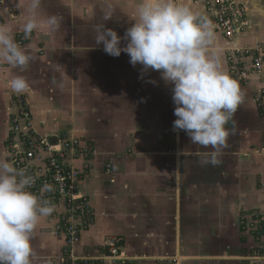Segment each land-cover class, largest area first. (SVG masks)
I'll return each instance as SVG.
<instances>
[{
	"label": "crops",
	"instance_id": "1",
	"mask_svg": "<svg viewBox=\"0 0 264 264\" xmlns=\"http://www.w3.org/2000/svg\"><path fill=\"white\" fill-rule=\"evenodd\" d=\"M235 1L248 8L250 20L236 44L251 54L228 55L223 35L214 29L221 68L244 93L214 166L201 163L210 147L168 130L172 93L160 73L140 78L141 66L133 67L127 54L112 57L95 43L100 25L124 35L134 23L136 0H112L110 21L103 18L105 0H41V16L55 15L60 27L55 32L42 28L27 39L22 26L28 0H0L6 4L0 7V26L32 56L24 69L0 64V161L9 162L17 96L26 98L42 133L67 132L95 150L81 184L95 221L75 245V257L88 258V264H264L254 258L255 241L241 225L243 215L264 216V96L259 97L264 78H237L252 69L253 50L264 46V0ZM177 2L209 18L205 0ZM16 76L27 80L26 93L10 89ZM107 148L115 154L107 155ZM110 238L122 240L129 261L101 260ZM65 244L42 217L32 235L31 264H67Z\"/></svg>",
	"mask_w": 264,
	"mask_h": 264
},
{
	"label": "clouds",
	"instance_id": "2",
	"mask_svg": "<svg viewBox=\"0 0 264 264\" xmlns=\"http://www.w3.org/2000/svg\"><path fill=\"white\" fill-rule=\"evenodd\" d=\"M41 0H28L22 26L27 39L34 31L55 32L60 21L55 15L41 16ZM115 8L105 0L103 18L110 21ZM131 21L121 36L105 25L97 27L95 43L103 51L141 66V77L150 71L160 73L171 86L175 105L173 131H183L194 145L211 148L202 153V164L218 165L227 146L226 125L244 93L239 83L221 68L220 44L210 20L177 0H136ZM32 56L16 42L10 30L0 26V64L26 68ZM155 83V81H149ZM15 94H24L29 84L23 76L9 81ZM33 180L11 163L0 161V264H31L32 235L42 217L54 207L28 191ZM43 190H51L45 186ZM42 190V191H43Z\"/></svg>",
	"mask_w": 264,
	"mask_h": 264
},
{
	"label": "built area",
	"instance_id": "3",
	"mask_svg": "<svg viewBox=\"0 0 264 264\" xmlns=\"http://www.w3.org/2000/svg\"><path fill=\"white\" fill-rule=\"evenodd\" d=\"M204 7L214 29L223 35L228 55L249 56L250 50L237 47V39L250 27L249 10L235 0H205ZM21 47L22 42H19ZM252 69L237 73L246 82L252 76L264 78V46L252 53ZM264 96V86L260 98ZM18 111L11 116V134L6 156L8 161L33 183L27 190L50 202L54 211L46 217L52 233L65 239L63 251L67 264H88V258L75 257L73 249L95 221V210L83 194L81 184L92 169L95 157L90 142L67 132L44 134L40 131L24 96H17ZM111 168V164L107 166ZM49 186L51 190H43ZM43 190V191H42ZM242 228L255 241L254 258L264 260V216L253 213L241 219ZM107 254L103 261L126 262L122 240L110 238L105 242Z\"/></svg>",
	"mask_w": 264,
	"mask_h": 264
},
{
	"label": "rangeland",
	"instance_id": "4",
	"mask_svg": "<svg viewBox=\"0 0 264 264\" xmlns=\"http://www.w3.org/2000/svg\"><path fill=\"white\" fill-rule=\"evenodd\" d=\"M5 2H2V3H0V7H1V9H6V7H5ZM12 15L14 16V17H16V12L15 13H13L12 12ZM128 14H126V16H127ZM128 24H130V23H128ZM114 30H116V29H114ZM117 32H118V34L119 35H121L119 32H122L120 29L119 30H116ZM23 32V31H22ZM22 36V35H21ZM41 55H44V52L43 51H41V53H40ZM168 100H169V98H168ZM174 107H175V105L174 104H172V106H171V108H169V106H168V130L172 127V130H173V121L176 119V117H175V115H174ZM170 109H171V111H170ZM166 118H167V116H166ZM170 122H171V125H169L170 124ZM172 132H174V131H172ZM107 149H109V150H107V155H109V154H111V153H114V151L115 150H113L112 148L110 149V148H107ZM102 154H104V153H102ZM115 154V153H114ZM131 155H133V153L131 154V152H129L128 154H126V156H127V159H132L133 157H130ZM104 156H105V154H104ZM129 156V157H128ZM168 159H169V157H168ZM173 159V158H172Z\"/></svg>",
	"mask_w": 264,
	"mask_h": 264
}]
</instances>
